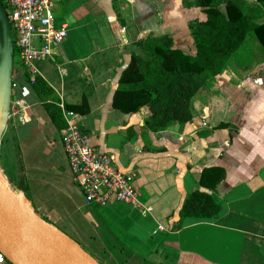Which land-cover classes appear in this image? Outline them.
Masks as SVG:
<instances>
[{
	"label": "crops",
	"instance_id": "0c3cea01",
	"mask_svg": "<svg viewBox=\"0 0 264 264\" xmlns=\"http://www.w3.org/2000/svg\"><path fill=\"white\" fill-rule=\"evenodd\" d=\"M198 17L195 0H58L56 23L66 26V39L53 46L51 58L36 62L34 79L14 67L0 145L11 171L6 177L44 219L65 223L102 253L104 262L95 257L102 264H125L134 252L174 264H264V49L255 46L248 63L227 65L201 90L192 102L194 120L183 128L147 131L148 108L124 113L113 105L121 75L144 40L170 35L176 48L192 54L189 24ZM257 22L264 23V13ZM37 77L54 99L35 91ZM45 102L77 112L91 145L136 173L150 212L112 198L102 208L85 205L62 144V112L59 126ZM209 167L225 171L214 190L200 185ZM196 189L211 194L220 212L180 221Z\"/></svg>",
	"mask_w": 264,
	"mask_h": 264
},
{
	"label": "trees",
	"instance_id": "16d2710c",
	"mask_svg": "<svg viewBox=\"0 0 264 264\" xmlns=\"http://www.w3.org/2000/svg\"><path fill=\"white\" fill-rule=\"evenodd\" d=\"M195 4L201 8L202 17L189 24L194 53L176 48L170 35H151L144 40L142 51L132 54L119 80L114 107L124 113L148 108L147 131L158 133L192 122L194 98L213 83L234 55L241 53L243 45L253 48L249 35L264 49V23L257 22L264 13V0H256V4L246 0H195ZM18 64L15 53L14 67ZM33 87L42 98L54 99L53 89L43 78L37 77ZM45 105L59 125L60 107L53 102ZM224 177V169L209 167L203 170L200 185L214 190ZM219 212L220 206L211 194L196 189L184 201L179 218L209 219Z\"/></svg>",
	"mask_w": 264,
	"mask_h": 264
},
{
	"label": "built area",
	"instance_id": "2783aa9c",
	"mask_svg": "<svg viewBox=\"0 0 264 264\" xmlns=\"http://www.w3.org/2000/svg\"><path fill=\"white\" fill-rule=\"evenodd\" d=\"M11 24V36L15 53L21 67L31 78L36 77V62L52 57L54 45L61 44L67 37L65 25L58 26L55 9L58 0H2ZM58 106L64 118L62 144L71 173L83 194L85 205L105 206L111 198L148 212L151 207L140 200L136 186V173L123 171L113 154L103 152L91 145L79 123L78 113ZM8 261L0 252V264Z\"/></svg>",
	"mask_w": 264,
	"mask_h": 264
},
{
	"label": "water",
	"instance_id": "95a60500",
	"mask_svg": "<svg viewBox=\"0 0 264 264\" xmlns=\"http://www.w3.org/2000/svg\"><path fill=\"white\" fill-rule=\"evenodd\" d=\"M15 50L0 0V145L13 89ZM0 252L10 264H102L56 224L37 213L0 167Z\"/></svg>",
	"mask_w": 264,
	"mask_h": 264
},
{
	"label": "rangeland",
	"instance_id": "374dc122",
	"mask_svg": "<svg viewBox=\"0 0 264 264\" xmlns=\"http://www.w3.org/2000/svg\"><path fill=\"white\" fill-rule=\"evenodd\" d=\"M248 41L249 43H251L253 45V48L251 47V49H247L244 45L242 47V51L241 53H237L236 55H234V57L231 59L229 65H232L233 63H240V64H244V63H248L250 61V57L252 56L251 55V52H253V50L255 49V46L257 47H260L259 49L261 50L262 47L260 46L259 42L251 35L248 36ZM255 52V51H254ZM12 161H9V163H11ZM12 164H14L12 162ZM0 167H1V170L3 171V173L5 175H10V172L11 171H8V158H7V155L1 151L0 152ZM13 175L15 174V176H20L18 173L20 172L19 171V168L16 164L13 165ZM10 181V180H9ZM11 182V181H10ZM112 200L115 201V198L113 197ZM122 203V202H121ZM95 207H100V206H96ZM102 208V207H100ZM58 227H60L63 231H65L68 235H70L71 237H73L75 240L79 241V243L81 244V246L86 250V251H91L92 255L94 257H96L97 259H99L100 261H105V258L103 257L102 253L99 254L97 253L95 250H93L89 244L87 243V241L81 237H78L74 234V231L72 230V228L66 226L65 223H58L57 224ZM84 229H86V226L84 227ZM158 236V235H157ZM140 244L141 242H138L136 243V245H134V248H132V251H136V248L135 247H140ZM129 252V251H128ZM90 253V252H89ZM136 254V256H135ZM132 258L130 261L126 262L125 264H174L173 262H170L168 260H165L163 259L161 261V259L157 258V257H154V256H151V255H142V253L140 252H134V255H131ZM151 256V257H150Z\"/></svg>",
	"mask_w": 264,
	"mask_h": 264
}]
</instances>
